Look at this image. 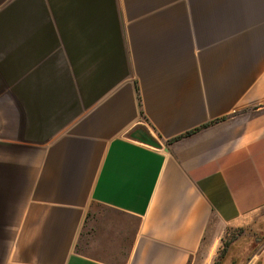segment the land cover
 Returning a JSON list of instances; mask_svg holds the SVG:
<instances>
[{"label": "crops", "instance_id": "obj_1", "mask_svg": "<svg viewBox=\"0 0 264 264\" xmlns=\"http://www.w3.org/2000/svg\"><path fill=\"white\" fill-rule=\"evenodd\" d=\"M216 262L264 264V0H0V264Z\"/></svg>", "mask_w": 264, "mask_h": 264}, {"label": "rangeland", "instance_id": "obj_2", "mask_svg": "<svg viewBox=\"0 0 264 264\" xmlns=\"http://www.w3.org/2000/svg\"><path fill=\"white\" fill-rule=\"evenodd\" d=\"M243 234H245V231H243V230L230 233V235L225 238V241L222 244V247H221V250H220V253H219L221 255H219V257L221 258V256L225 253V251L227 250V248L229 246V243L232 240H235V239L239 238ZM255 244H257V243H255ZM217 263L218 262H216L215 264H217Z\"/></svg>", "mask_w": 264, "mask_h": 264}, {"label": "water", "instance_id": "obj_3", "mask_svg": "<svg viewBox=\"0 0 264 264\" xmlns=\"http://www.w3.org/2000/svg\"><path fill=\"white\" fill-rule=\"evenodd\" d=\"M139 138H142L140 135H138Z\"/></svg>", "mask_w": 264, "mask_h": 264}]
</instances>
